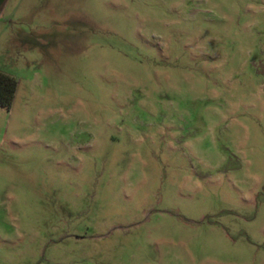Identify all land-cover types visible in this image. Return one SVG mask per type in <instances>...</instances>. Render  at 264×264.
<instances>
[{
    "label": "rangeland",
    "instance_id": "obj_1",
    "mask_svg": "<svg viewBox=\"0 0 264 264\" xmlns=\"http://www.w3.org/2000/svg\"><path fill=\"white\" fill-rule=\"evenodd\" d=\"M0 264H264V0H7Z\"/></svg>",
    "mask_w": 264,
    "mask_h": 264
},
{
    "label": "trees",
    "instance_id": "obj_2",
    "mask_svg": "<svg viewBox=\"0 0 264 264\" xmlns=\"http://www.w3.org/2000/svg\"><path fill=\"white\" fill-rule=\"evenodd\" d=\"M3 1L0 0V14L3 10ZM15 77L0 71V106L11 107L17 89Z\"/></svg>",
    "mask_w": 264,
    "mask_h": 264
},
{
    "label": "water",
    "instance_id": "obj_3",
    "mask_svg": "<svg viewBox=\"0 0 264 264\" xmlns=\"http://www.w3.org/2000/svg\"><path fill=\"white\" fill-rule=\"evenodd\" d=\"M6 2H7V0H4V1H3V5H5V4H6Z\"/></svg>",
    "mask_w": 264,
    "mask_h": 264
}]
</instances>
